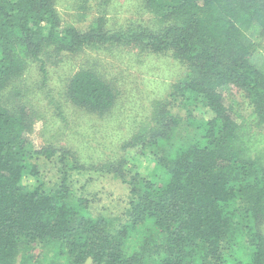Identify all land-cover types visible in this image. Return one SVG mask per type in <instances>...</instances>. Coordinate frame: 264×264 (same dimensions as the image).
<instances>
[{
	"label": "trees",
	"instance_id": "1",
	"mask_svg": "<svg viewBox=\"0 0 264 264\" xmlns=\"http://www.w3.org/2000/svg\"><path fill=\"white\" fill-rule=\"evenodd\" d=\"M57 1L0 0V264H264V0H142L140 10L159 28L129 23L110 36L111 0L98 1L104 13L88 31L63 28ZM106 43L171 51L186 67L169 94L186 114L154 101L123 145L138 163L125 156L97 162L131 187L129 206L116 217L94 214L75 191L76 172L91 171L94 161L63 151L54 180L46 164L32 161L26 106L37 110L20 99L24 88L39 97L42 87L8 90L48 45L75 52ZM41 68L46 77L44 61ZM232 87L251 109L239 121L232 113L238 97L228 106L223 96ZM65 97L100 114L116 103L115 88L91 68L70 77ZM198 106L211 118L200 117ZM37 152L51 159L56 151ZM150 162L146 178L140 164ZM39 247L41 260L33 253Z\"/></svg>",
	"mask_w": 264,
	"mask_h": 264
},
{
	"label": "rangeland",
	"instance_id": "2",
	"mask_svg": "<svg viewBox=\"0 0 264 264\" xmlns=\"http://www.w3.org/2000/svg\"><path fill=\"white\" fill-rule=\"evenodd\" d=\"M98 1L101 0H58L57 8L62 17L63 28L74 23L79 29H91L90 25H94L96 20L94 17L98 18L104 13V8L99 7ZM141 7L142 0H111L105 12V35L125 32L129 23H135L137 31L140 30L138 25L157 30L160 24L156 17L140 10ZM108 46L110 45L106 43L98 48L80 47L71 52L57 48L56 45H48L41 60L30 63L27 71L8 90H14L19 85H26L30 90H42L39 97H32L34 93H27L24 88V98L20 99L22 102L26 98L33 101L31 105L37 110L32 113L34 110L26 106L32 117L31 129L27 134L29 150L34 155L32 161L46 164L47 177L53 180L57 178L54 166L58 163V155L63 151L75 150L80 155L81 162L94 161L92 164L95 168L91 171L76 172L73 178L75 191L89 200V208L94 214H112V217H116L123 216L128 208L131 187L122 178H115L113 173L97 170V162L125 156L138 163L134 159L137 156H132L123 145L132 137L140 122L151 115L154 101H170L172 110L186 114V105L181 100L172 101L169 96L184 77L186 67L171 51H148L135 45L125 48L120 45ZM42 61L47 70L46 77L42 75ZM81 68L93 69L115 88L116 103L109 112L92 113L66 99V85L70 77ZM240 92L242 91L236 87L229 90L225 88L223 91L228 106L232 99L238 97L234 102L235 109L232 110L238 121L247 117L251 110ZM195 111L203 119H210L212 116L204 107H195ZM261 130L264 131V128ZM49 149L56 151L51 159L37 152ZM87 167L90 169L91 165ZM152 169L154 164L151 162L140 164V170L146 178L151 177ZM45 180L53 184L49 178ZM35 181L34 177L27 179L29 184ZM137 185L141 187L143 181ZM261 228L264 231V224ZM33 253L39 260L45 255L40 247L34 248Z\"/></svg>",
	"mask_w": 264,
	"mask_h": 264
}]
</instances>
